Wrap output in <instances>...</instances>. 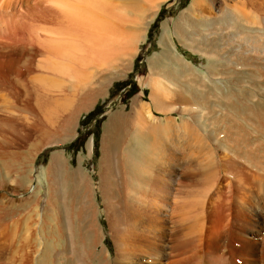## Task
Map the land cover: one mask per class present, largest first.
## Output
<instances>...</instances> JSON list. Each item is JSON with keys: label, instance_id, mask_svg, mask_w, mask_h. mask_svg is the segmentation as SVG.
<instances>
[{"label": "bare ground", "instance_id": "bare-ground-1", "mask_svg": "<svg viewBox=\"0 0 264 264\" xmlns=\"http://www.w3.org/2000/svg\"><path fill=\"white\" fill-rule=\"evenodd\" d=\"M124 1L0 0V50L6 54L4 57H11H6L8 67H0L1 149L8 142L4 129L15 130L18 128L15 127L16 122L29 125L32 122L34 128L46 137L47 143L52 139L55 143L59 142L60 135H68L74 127L80 106L68 111L66 100L70 99L74 88L69 91V85L56 87L57 78H73L80 84L89 77L88 68H91L90 74H94L96 68L98 72L103 68L107 70L109 66L104 67L107 63L111 66V61H115L118 55L120 57L121 53L127 54L135 49L138 35L131 26L121 25L120 8ZM144 1L149 3L150 8L159 4L157 0ZM204 2L193 0L191 7L197 9L200 19L181 20L180 26L175 23V31L188 32L186 30L193 25L197 28L195 35L200 38L201 34L208 39L214 32V25L219 23L230 25L234 30L231 38L239 33L252 34L250 43H245L249 45L245 50L243 48V54L239 51L234 57H226L222 50L223 55H219V46L214 43L217 52L202 48L203 44L195 45H199L197 49L203 55L214 56L218 60L214 72L205 65L212 75H223L227 69H238L237 66L254 67L245 70L251 79L250 89L243 93L231 89V92L225 93L220 82L209 79L208 85L202 78L198 90L191 83L198 71L181 59L183 57L173 56L172 74L183 83L173 89L156 80H149L152 83L149 84L152 85L150 98L156 110H177L180 119L159 118L151 112L149 105L146 107L142 103L134 112L139 129L152 130V144L157 150L150 156V193L134 197L136 200L129 205L113 201L108 197L101 177L100 188L114 246L113 256H108L109 251L102 242L99 207L90 179L81 168L71 170L68 161L58 152L51 156L52 160L44 172L49 176L50 184L46 210L39 214L42 195L38 193V187L28 198L19 201V207L15 203L16 208H23L34 202L35 210L33 206L30 208L41 218V226L36 232L33 230L37 236L29 235L33 238L31 246L38 254L29 259L32 250H28L29 255L25 254L22 258L27 261L21 260L20 264H264V0H241L232 3L230 8L225 5L227 8L220 10L221 16L214 14L212 7ZM182 16L183 13L179 19L184 18ZM131 21V18L123 20L125 23ZM224 30H229V33L226 32L228 35L231 32L229 28ZM164 37L174 49L166 32ZM194 37L190 33L187 39L192 43ZM243 37V42L248 41L245 35ZM190 45L192 47L193 43ZM60 87L62 90L57 89ZM57 91H61L60 97ZM92 91L87 93L83 104L92 102L96 93ZM121 126H124L123 123ZM208 126H211L209 131ZM166 133L172 138L164 140L160 137ZM173 139H182V142L177 143ZM27 141L30 143L31 140ZM184 155L189 158L182 159ZM11 158L15 160L10 161V165L9 161H4L7 162L6 171L14 175L18 159ZM58 184H61L59 194ZM57 201L64 206L62 227L58 222L51 226L47 222V211ZM4 211L2 208L0 212L2 236L9 214ZM59 241L63 244H58ZM50 251L52 254L48 256Z\"/></svg>", "mask_w": 264, "mask_h": 264}, {"label": "rangeland", "instance_id": "rangeland-1", "mask_svg": "<svg viewBox=\"0 0 264 264\" xmlns=\"http://www.w3.org/2000/svg\"><path fill=\"white\" fill-rule=\"evenodd\" d=\"M140 1L141 0H125L123 2L125 4L122 8H120V16L122 15L121 19H125L126 21L127 18L128 20L131 18L132 21L125 23L123 22V20H121L122 23L120 21L119 23H121V25L123 24L122 26L124 27L131 26V29L133 28V30L135 31L134 33L138 35V40L136 39V41L134 42V44H136L134 45L135 49L132 50L134 54H132V52L130 51L132 55L129 54L130 52H127V54L121 53L120 57L118 55L116 59L121 58L120 60L118 59L117 61L114 58L115 61H111V66L109 65V63L104 66L106 68L109 66L107 68L108 71L102 67L105 71L102 69L101 71H104L106 74H104V72L102 73L101 71L98 72L99 70H97V68L94 74H90L89 71L91 68H88L87 74L89 75V77L86 78L85 82L82 81V83L80 84L73 78L70 79L71 81L68 79L61 80L60 77L57 76L58 80L56 87L69 85V91L72 90V87L74 88V91L72 90L70 99L66 100L68 101V111L75 109L77 106H80V111L78 112L74 127L72 128L73 131H69L68 135L65 136L60 135L61 137L59 136L58 140L61 139V141L59 140V142L56 138V143L53 139L51 141H48L50 143H47V139H45L46 137L42 135L37 128H34L32 122L30 123V125L28 123L26 124L16 122L15 127H18L16 128L18 129L17 131H15L16 129L11 130V128L4 129L5 134H8L6 136V139L8 138V142L3 147L7 151L4 150V152L0 153V158H3L0 160V209L2 211L3 208V210H5L4 212H8L9 208L11 210L9 209L10 211L8 212L9 214L7 217L9 220H5L6 222L4 226V228L6 227L4 231L7 235L4 233L3 237L0 234V245L2 244L0 249V264H12L11 262L13 261H15L13 262L14 264H20L22 263L21 260L26 262L27 260H24L22 258H25L24 255L29 253V251L31 250L33 254L30 252V255H25H29V259H31L33 255V258H35V255L38 254L37 250H34V247L31 246L33 238L29 236L31 234L36 235L37 233L35 232L37 230V227L41 226L40 215H38L37 213L35 214V211H33L35 204L34 202H32V205L30 204L31 206L28 204L23 208H16L15 206L19 204V201H21V199H25L24 197L28 198L30 194L32 195V191H37V189L39 188L38 193L42 195L39 206V214H42V212L46 210V202L49 197L48 195L50 191V184L49 176L47 177L44 172L50 164L53 154H56L58 152L61 153L63 157L68 161L69 168L71 170L81 168V170L90 179L95 200L98 203L99 207L98 218L103 230L102 242L109 251L108 256H113L114 246L112 243V238L110 237L108 220L104 213V200L102 199L103 194L100 188L102 180L101 177L103 176L104 179L106 193L110 200L112 199L113 201H121L129 205L131 204L130 202L132 200H136L134 199V197L138 198L141 195H148L150 193V156L156 153L157 150L153 147L152 144V130H150V128L139 129V126L137 125L138 123L136 122L137 118L135 119L136 116L134 112L135 109H137L138 106L142 103L146 107L149 105V109L151 110V112L157 115L159 118L175 117L177 119H180V113L177 110H165L160 112L156 110L154 105H152V101L150 98V94L152 93V89L150 88L152 87V85L149 86V84L152 83H150L149 80L151 82L152 80H156L158 82H161L163 85L173 89H175L178 84L183 83L178 81L175 78L174 74H172L174 73L172 70L173 56L183 57L181 59H185L184 61L192 64V67H194L195 70L198 71V74H195V76H198V79L196 78V76L193 78V80H191L192 82L190 81L194 84V88L198 90L202 85L203 81L201 80L203 79L206 80V82L204 83L208 85H210V81L212 79H214V81L216 82H220L224 87L223 90L225 91V93L231 92L232 90L234 92L240 90V93H243L246 89H250L249 81L251 79L249 78L248 74H246L245 70H251L254 67L250 66L248 68H243L237 66L238 69L234 71H230L227 69V71H225L226 73H224L225 75H212L208 71V68H210V71L213 70V68H215L214 66H216L215 64L218 63V60H216L214 56L208 57L206 55H203L201 51L197 49L199 45H197L198 47H196L195 45L197 43L200 44V46L201 44H203L202 48L205 47L207 50L211 48L216 52V46H219V51L217 52L219 55L226 54V57L227 55L234 57L236 54H239V51L240 54H243V48L245 50V48L249 45L245 43H250L252 34L243 33L248 39V41L243 42L245 41L243 34L239 33L240 36L233 35V38H231V33L234 30L232 31L231 27H229L230 25L226 24L224 26L222 24L216 23L214 25V27L216 26L214 28V32H211V35L208 36H211L210 38H208L211 39V42H207L208 39H204V36H202L201 34L200 38L199 36L195 35L197 28L193 27L192 25L190 27L191 31L190 28L186 30L188 32L183 31V33L187 35V38H189L190 33L195 36L194 40H196L197 42L195 43L194 40L191 41L193 43L191 47L190 44L192 43H190L189 39L184 38L185 34H183L182 31L179 32V30H177L178 32L175 31V23L178 22L179 25L182 23V21L189 19L193 20V17H199L197 9H192L193 7H191L193 0H157L156 2H158L159 4L154 8H150L148 2L142 0L141 3ZM239 1L241 0H205V2L203 0L205 4L207 3L206 5L212 7V12H214V14L218 16H221L222 13H220V10L226 7L225 5L230 8L229 6L232 5V3L235 4V2L238 3ZM182 13V17L184 18L179 19V16ZM149 14L150 17L148 16ZM123 15H127V18L125 16V18H123ZM199 19L200 17L198 18V20ZM217 24H219V27L220 25L222 26L219 30L220 33L218 32L219 34L216 33L218 31L217 29L219 28ZM134 26L137 28H134ZM194 28L195 30L192 31ZM224 28L226 30L227 28L230 29L231 32L229 35L227 34L229 33V30L225 31ZM223 31L225 32V34ZM137 32L140 33L138 34ZM165 32L172 40L175 50L170 48L167 38L164 37ZM214 34L218 38L220 37L221 40L220 38H216ZM241 36L244 38V40ZM196 37H198L199 40H205V43L207 42V44H204V41H202L203 43H201V40L199 41ZM213 38L215 39V42L213 41ZM234 39H236L237 42H232L234 41ZM222 41L224 44L222 43ZM240 42H242V44ZM213 43L216 44V46ZM237 43H239V45H237ZM193 46H195L194 48L198 51L194 50ZM214 46L216 47V49ZM235 46H237L238 48ZM236 48L238 49V51ZM239 48L242 49L240 50ZM221 50L223 54L221 53ZM4 54L5 53L0 50V67L9 66V64H7L6 57L9 59H11V57H4ZM1 57H3V59ZM112 62H114L116 65L114 66ZM205 65H208V68H206ZM214 70L211 72H214ZM203 72L206 74H204ZM205 75L208 76L205 77ZM226 75L228 76L226 77ZM218 76L222 77L220 78ZM214 81L212 80V82ZM71 84L73 86H71ZM57 89L62 90V87ZM90 91L94 93L96 92L94 99L88 104H83V101L88 97L87 93ZM56 93L59 97L61 96V91H57ZM62 100L59 99L58 101ZM70 100L71 103L69 102ZM174 104L179 105L181 103ZM184 117H186V115H184ZM121 122L124 126H121ZM17 123L20 126L17 125ZM210 127L211 126L207 127L208 131L210 130ZM57 131H59V129H57ZM38 134H40V136ZM25 136L27 140H31V144L35 143L33 145L34 147L29 143V141H27L26 139L24 140ZM35 137L38 138L36 139ZM160 137H162L164 140L167 138H172L168 133H166L164 136H162L161 134ZM64 138L66 140L62 141ZM34 139L39 140L36 142ZM182 139H180L179 141H176L174 139L173 140L179 143L182 142ZM29 146H31V149ZM3 148H0V150L3 151ZM11 157H17L18 159L17 164H15V168L17 171L14 175L6 171L7 162L9 161L8 165H10V161L15 160ZM20 157H22L23 159H21ZM185 158H189L188 155H184L182 159ZM4 159H6L7 162H5ZM17 165L20 167H17ZM60 192L61 184H58L57 194H59ZM9 201H11V203ZM12 203L14 204L12 205ZM17 207H19V205ZM30 207H32L33 209ZM13 208L17 210L15 211V209ZM51 209L52 211H50ZM50 210L47 211V213H49L47 214V222L49 226L56 225L58 222L62 227L63 222H61V215L64 212V206L57 201V203H55V206L50 208ZM10 215H12L13 217ZM14 223H17L18 226ZM12 225L15 226L13 227ZM20 225L22 226V229ZM23 225L27 226L28 229L23 227ZM12 229H14V231ZM23 229H25V231L26 229L28 230L26 231L28 232L27 235L26 233H24L25 231ZM33 230H35L34 233ZM23 233L25 234V236ZM2 237L4 238L3 240L1 239ZM22 237L25 240H27L26 238L29 237L32 239V241L30 242L31 239L23 241ZM28 242L30 243V246ZM58 244L62 245L63 243L62 241H59ZM51 254L52 251L49 252L48 256H50ZM19 256L21 258H19ZM25 262L23 263L25 264Z\"/></svg>", "mask_w": 264, "mask_h": 264}]
</instances>
